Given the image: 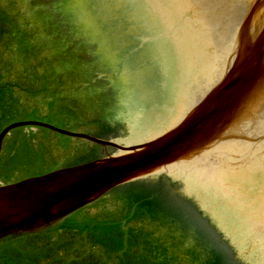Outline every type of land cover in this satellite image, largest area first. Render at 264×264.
Here are the masks:
<instances>
[{
  "label": "water",
  "instance_id": "obj_1",
  "mask_svg": "<svg viewBox=\"0 0 264 264\" xmlns=\"http://www.w3.org/2000/svg\"><path fill=\"white\" fill-rule=\"evenodd\" d=\"M54 4L89 35L103 63L97 69L115 90L111 116L100 119L109 139L33 121L7 126L0 139L15 126L38 124L116 150L0 186V237L46 227L119 185L151 177L136 183L147 184L139 191L115 192L157 203L207 241L224 232L242 264H264V0ZM144 61L179 64L173 78L156 81L159 94L145 82ZM189 197L210 224L175 205Z\"/></svg>",
  "mask_w": 264,
  "mask_h": 264
},
{
  "label": "rangeland",
  "instance_id": "obj_2",
  "mask_svg": "<svg viewBox=\"0 0 264 264\" xmlns=\"http://www.w3.org/2000/svg\"><path fill=\"white\" fill-rule=\"evenodd\" d=\"M56 1L0 0V131L9 123L31 120L108 138L111 129L100 119L111 116L115 91L106 90V72L93 62L99 55L89 35L79 32L69 10ZM2 142L0 183L64 167L95 146L34 125L13 128ZM167 212L157 209V203L113 192L80 210L83 216H68L37 234L52 243L60 236L70 240L62 253L59 249L51 257H81L87 264H118V260L119 264H174L167 255L175 257L177 264H203L207 256L203 232L190 234L165 216ZM112 215L119 223L108 228L105 220ZM93 227L103 229L101 233L116 244L108 247V240L96 236ZM158 244L165 253L157 251ZM46 261L42 258L39 264Z\"/></svg>",
  "mask_w": 264,
  "mask_h": 264
},
{
  "label": "flooded vegetation",
  "instance_id": "obj_3",
  "mask_svg": "<svg viewBox=\"0 0 264 264\" xmlns=\"http://www.w3.org/2000/svg\"><path fill=\"white\" fill-rule=\"evenodd\" d=\"M37 233L39 231L13 233L0 237V242L5 244L3 246L0 243V264H39L42 258L47 260L46 264H87V260L84 261L81 257H74V259L66 255L62 258H58L59 256L51 257L50 253L57 254L59 249L62 253L64 248L69 245L70 240L60 236L52 243L49 240H41L40 234ZM4 250L5 255L2 256ZM95 264H97L96 261Z\"/></svg>",
  "mask_w": 264,
  "mask_h": 264
},
{
  "label": "bare ground",
  "instance_id": "obj_4",
  "mask_svg": "<svg viewBox=\"0 0 264 264\" xmlns=\"http://www.w3.org/2000/svg\"><path fill=\"white\" fill-rule=\"evenodd\" d=\"M56 22H58V20H57ZM72 29H74V28H72ZM65 62H66V61H65ZM70 62H71V63H74V61H69V63H70ZM93 62L95 63V66H96V65H103V63H102L100 57H97ZM99 69H101L102 71H105L103 67H100ZM105 74H106V73H105ZM106 76H107V74H106ZM106 79H107V81H106L107 85L105 86V87H106V90H107L108 92H110V93H111V92H114L115 90H114V88H113V86H112V84H111V82H110L108 76L106 77ZM98 86H99V85H98ZM98 86H97V88H98ZM104 94H105V93H104ZM103 102H104V105H106V101L104 100ZM101 103H102V102H101ZM86 141L92 143V141L89 140V139H86ZM122 215H123V214L118 215V217H119L120 220H121L122 218H124V217H122ZM118 217H117V218H118Z\"/></svg>",
  "mask_w": 264,
  "mask_h": 264
},
{
  "label": "snow or ice",
  "instance_id": "obj_5",
  "mask_svg": "<svg viewBox=\"0 0 264 264\" xmlns=\"http://www.w3.org/2000/svg\"><path fill=\"white\" fill-rule=\"evenodd\" d=\"M116 163H122L121 161H116Z\"/></svg>",
  "mask_w": 264,
  "mask_h": 264
}]
</instances>
